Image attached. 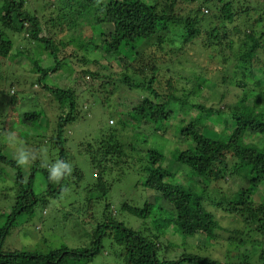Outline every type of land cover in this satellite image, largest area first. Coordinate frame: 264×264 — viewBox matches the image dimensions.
Instances as JSON below:
<instances>
[{
    "label": "trees",
    "instance_id": "trees-1",
    "mask_svg": "<svg viewBox=\"0 0 264 264\" xmlns=\"http://www.w3.org/2000/svg\"><path fill=\"white\" fill-rule=\"evenodd\" d=\"M95 1L84 0L75 7L71 3L76 4L77 0L30 1L33 5L41 3L36 12L31 8L35 6L29 8L28 0H0V58L14 57L11 51L19 35L26 34L27 42L43 46L44 52H33L31 56V73L38 74L40 89L51 94L50 102L58 110L52 125L42 107L24 109L18 92L11 94L9 87L4 86H10L18 74L26 72L0 74V102H4L0 105V130L15 133L16 138L35 149L25 150L31 154L26 167L5 155L0 142V164L15 170L12 185L0 186V198L11 206L5 216L0 214V219H4L0 222V264H90L104 250L113 257L114 264H250L248 253L238 263L201 253L217 243L222 237L219 232L228 234V246L234 242L245 245L248 240L256 249L258 264H264V198L258 202L253 198L264 181V140L259 144L247 138L264 136V0H97L95 21L89 23L86 32H90L91 45L102 57L118 53L114 57L122 61L123 69L107 76L108 84L117 89L127 87L132 94H138L131 109V121L137 123L133 129L147 123L151 131L143 135L148 137L165 131L170 121L178 124L176 130L185 146H177V160L198 180L183 187L181 179L176 181L175 174L162 165V151L149 147L138 159L142 166L146 164L137 171L143 176V184L166 201L170 210L162 214L163 210L148 201L142 206L125 201L120 209L148 219L147 225L149 219L154 223L168 219L171 229L163 227L161 233H154L149 226L135 229L117 220L116 210L107 200L111 182L114 174L124 176L121 164L127 159L134 161L126 153L118 130V122L132 123L126 117L109 122L113 114H119L112 111L108 120L97 126L94 138H86L74 148L86 157L92 169L93 181L86 187L83 204L86 209L81 212L85 217L81 225H90L85 243L78 247L62 244L45 253L3 248L18 219L31 220L38 205L45 206L50 199L63 196L69 184H77L84 175L71 162L65 147L71 126L87 114V107L81 97L77 100L64 86L50 84L46 79L59 72L69 58L61 56L55 42L59 34L67 35L58 25L69 15L85 14L87 4ZM78 47L84 46L79 43ZM215 57L220 61H215ZM79 59L80 64L90 68L85 66L87 60L82 53ZM43 61L46 65H42ZM93 62L100 65L99 60ZM209 83L215 92L203 95ZM227 85L236 88L234 96L229 95L231 89ZM100 88L99 93H106L100 103L108 105V95L114 90ZM31 91L34 96L36 91ZM201 95L205 103L193 100V96ZM192 109L197 116L189 119L185 113ZM42 115L46 121L38 129ZM118 116H126V112ZM161 123H165L163 129L156 127ZM218 129L222 135L216 137ZM130 148L136 150L134 145ZM58 162L69 163L72 172L56 182L49 179V172ZM239 168L247 169L241 176L248 179L249 187L236 189L231 196L219 200L207 197L209 187ZM255 172L257 176H252ZM208 204L236 217L242 228L222 226ZM94 212L101 217H93ZM165 230L172 231L171 235L160 239ZM176 233L191 238L197 245L195 253L183 251L167 257L173 250L168 240Z\"/></svg>",
    "mask_w": 264,
    "mask_h": 264
},
{
    "label": "rangeland",
    "instance_id": "rangeland-1",
    "mask_svg": "<svg viewBox=\"0 0 264 264\" xmlns=\"http://www.w3.org/2000/svg\"><path fill=\"white\" fill-rule=\"evenodd\" d=\"M30 1L32 3L33 0H28V5H30L29 8L33 5L30 4ZM83 1L77 0L76 4H71L75 7ZM40 4L35 3L33 6L36 8H31L38 12L40 8L37 6ZM98 4L99 2L97 0L87 4L85 14L81 13L78 15L74 13L69 15L67 20L58 25L59 30H63V33H66L67 35L63 36V34H59V39H55V42L58 44L57 46L60 49L61 56L69 58L67 59V62L62 63L59 72L56 71L55 74L49 75L46 79L50 84L57 83L64 86L66 90L70 91L72 95L77 97V100L81 97L82 104L87 107V114L83 118L75 121V123L71 126L70 136H68L69 138L65 147L69 152L71 162L74 161L75 167H78L84 175L77 184H69L67 192L66 194H63V196L50 199L45 206L38 205L35 208V212L31 220L27 221L24 217L18 219L16 226H14L4 242V249H24L45 253L52 248L59 247L62 244L69 247H78L85 243L87 240V233L90 232L88 228L90 225H81L83 223V218H85L84 216H81V212L83 208L86 209L83 204L86 202V187L93 181L92 169L86 157L74 148L76 144L83 142L82 140L89 137L94 138L95 135H97V126L100 123L106 122L108 120V115L112 111H118L119 114L126 112V116H118V114V118L116 119V114H113V116L109 118V122L113 121V123H115V121H117L120 117H126L127 119H130V122L132 123V125H129V122L127 125H122L118 122V130L121 141L124 143L126 153L131 155L134 161L132 162L131 159H127V162L121 164L122 169L125 170L124 176H117L114 174V179L111 182L112 186L107 196V200L111 203L112 209L114 211L116 210L114 217L117 220L122 221L125 225L135 229H139L140 227L146 228L149 226V231H153L154 233H161L160 230L163 227H166L167 230L171 229V224L168 219L160 220V222L156 220V223L149 219V225H147L146 222L148 219H140L139 217L131 215L130 213L120 209V205L125 201L135 206H142L146 201H148L153 203L156 206V209L163 210L162 214H168L167 211L170 210V206L166 201L160 198V196H158L152 189L147 188L143 184V176L141 172L137 171L142 166V163H139L138 159H140L149 147H158V149L162 151L164 154L162 165L175 174V179H177L176 181H180L181 179L183 187L187 184H193L192 181L194 180H198V178L191 173V170L187 166L181 164L177 160L179 155L177 146H185V144L182 143V136L176 130L178 128L176 125L178 124H175L174 121H170L165 131L160 130L159 133L156 132L154 135H149L148 137L143 135L151 131V126L149 128L147 123L142 122L133 129V126L137 123L131 121V109L138 100V94L134 92L132 94L127 87L117 89L115 88V85L113 86L112 84H108L109 78L107 76L123 69L122 61H119L114 57H118V53H114V55L111 54L109 56L104 55V57H102L100 52H98L94 46L91 45L89 35L90 32H86V28H88L87 26L89 23H93V21H95V12L99 9L97 6ZM186 12L187 11H185L184 14ZM45 20L50 21V17H46ZM73 27L76 29H73ZM19 37L16 38L14 48L11 51L14 54V57L11 58L9 55L4 59L0 58V74L5 71V73L7 72L10 74V72H13L17 75L21 70V72L26 73L24 75L22 73L18 74V78L14 79V82H11L10 86L6 84L4 87H9L7 90H9L11 94H16V92H18L20 103L22 106L24 105V109L33 110L35 108L41 109L42 107L45 110L44 112L47 115V118L53 125L55 123L54 118L57 116L58 110L54 107L55 104L50 102V98H52L51 94L40 89L37 82L38 74L31 73L33 72L31 69L34 64L33 60H31V56H33V52L35 54L44 52V49H42L43 46L27 42L26 34L19 35ZM75 38H77V40L72 42L71 40H74ZM79 43H81L84 47H78ZM97 43H99V40ZM22 50L24 52H22ZM81 53L87 60L85 66L90 68L84 67V65H82L83 63L80 64L82 61L79 59V54ZM218 57H215L214 60L220 61V58ZM93 60H99L100 65L94 64ZM42 65H46V62L43 61ZM216 79L220 80V77ZM22 84L24 86H22ZM100 86H105L107 90H114L113 94L108 95V105H111H104L108 107H104L100 103V99L106 95V93L104 96L102 93H99V90L101 89ZM227 87L232 91H230L229 95L234 96L237 92L235 91L236 88H232V85H227ZM31 88L36 91L34 96ZM210 88L211 83L207 85L203 95H206L209 92L211 94L215 92L214 89ZM203 95L197 97L193 96V100L205 103ZM30 97H32V99H30ZM3 104L4 102H0V105ZM112 106L113 108H109ZM185 114V116L189 119L197 116V112L193 109L190 113ZM144 115H146V112ZM44 117L45 116L42 115L38 124V129H42L44 127V121H46ZM149 121L151 123L153 122L152 119H149ZM21 125L22 124H20L19 127L20 129L23 128ZM164 126L165 123H161L156 127L163 129ZM32 129L35 131V128ZM209 131L211 132L212 130L209 129ZM215 132L216 134L214 133V136L216 137L222 135L221 130ZM9 134L11 133L6 132L3 129L0 130V142L4 144V152L8 157L15 158L18 162L17 156L21 150L24 152L25 150H35L34 146H30L27 141L24 143V141L20 138L16 139L21 143H9L7 140ZM16 136L17 135L15 134V137ZM146 138L149 140L148 143H146ZM247 138L248 140L258 141L259 144L260 141L264 140V136L258 134H255L253 137L247 136ZM221 142L224 143V141ZM130 145L136 146V150L132 151ZM240 155L242 156V152ZM23 166L27 167V163ZM245 170L247 169L239 168V171L233 172L230 177L225 178V180H220L216 184L209 187L207 197L209 199L213 198L219 200L223 197L231 196L236 189L243 186L249 187L250 183L248 182V179L244 180V177L241 176V173H244ZM14 172L15 170L9 165L5 166L0 164V186L3 185L8 187L12 185L15 175ZM251 175L257 176V173L255 172ZM199 182H202V180H199ZM194 186L197 187L196 184H194ZM4 188L5 187H1V189ZM253 198L257 202L264 198V181L260 182ZM10 208L11 206L8 204L7 200L0 198V214L5 216L10 211ZM208 208L215 212L222 226L242 228L243 224L238 222L236 217H230L221 209H217L210 204H208ZM93 217L98 218L101 216L95 214L94 212ZM3 220L4 219H0V222H3ZM165 220H167V222ZM36 230H39V232ZM171 232L172 231L168 232L165 230L160 239H163L164 235L170 233L168 235L169 237ZM219 234H221L222 237L217 239V243H213L211 249H202L203 251L201 253L208 254L209 256L219 260H227L231 263H238L241 256L244 253H248L250 255V264H258V257L254 252L256 249L251 247L248 240V243L245 245H241L240 242H234L228 246L227 240H225L228 234L226 232H219ZM245 237L249 239L248 237L250 236L247 237V235H245ZM190 239V237H185L182 234L178 235L177 233L171 239L169 238L168 243L170 246H173V250H170L167 253V257L170 258L171 256H178L183 251L195 253L197 245ZM109 257L111 256L107 255V250H104L102 254L96 257L95 261L90 264H114L113 257H111V259Z\"/></svg>",
    "mask_w": 264,
    "mask_h": 264
},
{
    "label": "clouds",
    "instance_id": "clouds-1",
    "mask_svg": "<svg viewBox=\"0 0 264 264\" xmlns=\"http://www.w3.org/2000/svg\"><path fill=\"white\" fill-rule=\"evenodd\" d=\"M7 140L9 143L12 144H17L21 143L18 141L15 137V134H9L7 137ZM30 153L20 151L19 155L17 156L18 163L21 165H24L28 162L30 158ZM72 172V167L69 163L67 162H58L54 166L51 167L50 172H49V179L52 181H60L64 176L71 174Z\"/></svg>",
    "mask_w": 264,
    "mask_h": 264
}]
</instances>
